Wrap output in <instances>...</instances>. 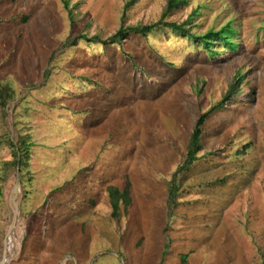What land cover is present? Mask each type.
I'll return each mask as SVG.
<instances>
[{
  "label": "rangeland",
  "instance_id": "obj_1",
  "mask_svg": "<svg viewBox=\"0 0 264 264\" xmlns=\"http://www.w3.org/2000/svg\"><path fill=\"white\" fill-rule=\"evenodd\" d=\"M63 1L0 0V84L15 91L0 134L32 143L21 172L0 145L2 264H263L264 0L165 14L198 36L228 27L235 49L211 51L163 25L101 42L157 23L168 0ZM126 181L114 220L105 190Z\"/></svg>",
  "mask_w": 264,
  "mask_h": 264
},
{
  "label": "trees",
  "instance_id": "obj_2",
  "mask_svg": "<svg viewBox=\"0 0 264 264\" xmlns=\"http://www.w3.org/2000/svg\"><path fill=\"white\" fill-rule=\"evenodd\" d=\"M135 0H130L129 3L134 2ZM63 3L67 6V0H64ZM180 0H168L166 7L164 8L161 18L157 23H154L152 25H135V26H128L126 28H121L111 40L102 41L103 44L106 43H120L121 39L125 38L130 32H135L140 35H146V33L152 31L154 28L163 25L165 27L171 28L174 32L190 36L197 42L199 41L203 47H205L207 50H212L213 46L216 44L215 42L222 43L224 47L234 50L235 49V43L231 38H229L226 34L230 33L231 30L228 27H223L219 30H208L203 35H195L191 34L188 27H186V24L189 22V20L184 21L182 23H176V22H164L163 18L166 13L171 11L173 8L179 6ZM25 17L23 18V20ZM80 38H85L84 36ZM92 41H100L97 37L93 39H89ZM236 88V85L232 84L230 86V89L228 91V94L219 102H217L215 105H213L206 113H201L198 118L196 119L194 126L191 130V133L188 138V143L186 146L185 158L183 163L181 164L179 170L186 169L189 167L197 158H198V152L202 149V143H201V134H202V126L208 117L209 114L224 108L226 106V102L230 98L229 96L231 93L234 92V89ZM15 98V91L14 89L7 84H0V108H3L7 105L8 102L12 101ZM6 143L11 152V160L5 161L4 163L6 165H13L19 167V172H21L22 168L27 165L28 159H29V147L32 145L31 141L28 139V137L23 136L18 139L16 143H13L12 139H10L8 133L0 134V145L1 143ZM5 165V166H6ZM7 169V168H6ZM108 195V202L111 208L110 216L114 220H118L120 217V208L123 206V212H127L128 206L131 204V192H130V183L129 181H126L123 188H119L114 185H109L107 189ZM173 189H171V192ZM264 264V262H263Z\"/></svg>",
  "mask_w": 264,
  "mask_h": 264
},
{
  "label": "crops",
  "instance_id": "obj_3",
  "mask_svg": "<svg viewBox=\"0 0 264 264\" xmlns=\"http://www.w3.org/2000/svg\"><path fill=\"white\" fill-rule=\"evenodd\" d=\"M82 220H83V219H82ZM82 222L84 223V220H83ZM185 258L187 259V261L191 259V258H189V253L186 254V257H185ZM186 259H185V260H186ZM197 260H198V258L194 257L192 261L195 262V261H197Z\"/></svg>",
  "mask_w": 264,
  "mask_h": 264
},
{
  "label": "bare ground",
  "instance_id": "obj_4",
  "mask_svg": "<svg viewBox=\"0 0 264 264\" xmlns=\"http://www.w3.org/2000/svg\"><path fill=\"white\" fill-rule=\"evenodd\" d=\"M2 263H3V260L0 261V264H2Z\"/></svg>",
  "mask_w": 264,
  "mask_h": 264
}]
</instances>
